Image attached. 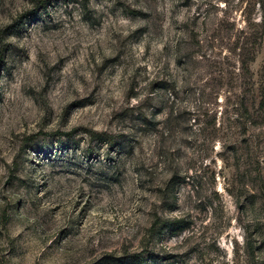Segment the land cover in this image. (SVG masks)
<instances>
[{"label":"rangeland","instance_id":"obj_1","mask_svg":"<svg viewBox=\"0 0 264 264\" xmlns=\"http://www.w3.org/2000/svg\"><path fill=\"white\" fill-rule=\"evenodd\" d=\"M132 256L264 264V0H0V264Z\"/></svg>","mask_w":264,"mask_h":264},{"label":"trees","instance_id":"obj_2","mask_svg":"<svg viewBox=\"0 0 264 264\" xmlns=\"http://www.w3.org/2000/svg\"><path fill=\"white\" fill-rule=\"evenodd\" d=\"M161 229L163 231L168 230L171 233H176L177 230L181 229V221L177 220V219H174L173 221H166ZM128 260H129V264H141V263H139L140 259L136 256L129 257ZM140 261H142V260H140Z\"/></svg>","mask_w":264,"mask_h":264}]
</instances>
